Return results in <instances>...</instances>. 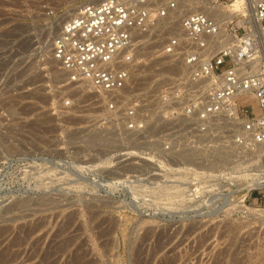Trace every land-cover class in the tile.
<instances>
[{
  "label": "rangeland",
  "instance_id": "1",
  "mask_svg": "<svg viewBox=\"0 0 264 264\" xmlns=\"http://www.w3.org/2000/svg\"><path fill=\"white\" fill-rule=\"evenodd\" d=\"M87 1L0 0V264H264V187H249L264 177V152L215 141L162 161L155 138L128 130L102 93L66 82L52 39ZM244 2L227 25L232 39L250 33L254 4ZM190 9L171 13L157 39L134 40L128 99L185 81L161 47ZM256 56L238 66L264 76ZM252 99L239 104L258 115Z\"/></svg>",
  "mask_w": 264,
  "mask_h": 264
},
{
  "label": "built area",
  "instance_id": "2",
  "mask_svg": "<svg viewBox=\"0 0 264 264\" xmlns=\"http://www.w3.org/2000/svg\"><path fill=\"white\" fill-rule=\"evenodd\" d=\"M183 1L81 3L54 36L52 56L66 73L68 84H82L102 93L105 107L110 114L119 113L117 117L128 130L154 137L148 143L162 161L183 158L186 152L215 141L233 150L264 146V76L246 74L238 66L251 57L253 46L239 53L240 60L226 49L209 56V37L219 32V24L206 14L184 15L177 32L165 38L161 47L163 55L176 58L187 70L177 90L163 91L152 99H128L123 93L130 89L136 64L134 40L138 35L157 39V30L162 24L167 28L169 15ZM253 4L264 45V0H253ZM242 96L253 98L261 113L240 105Z\"/></svg>",
  "mask_w": 264,
  "mask_h": 264
},
{
  "label": "bare ground",
  "instance_id": "3",
  "mask_svg": "<svg viewBox=\"0 0 264 264\" xmlns=\"http://www.w3.org/2000/svg\"><path fill=\"white\" fill-rule=\"evenodd\" d=\"M198 1H200V0H191V1L190 0H184L181 3V5H186V4L190 5L191 9H190V11L187 12V14L203 13V14H206V15L214 18L218 22L219 32L216 35L209 37L210 40L217 39L216 43L214 44L215 50L213 53L212 52L209 53V56H212L213 54L217 53L221 49H226V50L230 51L231 55L233 56V58L235 60H240L241 58H238L239 53L245 52L249 48V46H253V49L255 50V52L252 54L258 53V56L254 57V61L255 62H261L263 64V67H264V54H263V56H261L259 54L261 51L264 53V45H263V41L261 38V32H260L259 24L257 23V21L255 19L254 7H253V11L250 13V17L245 14L246 16L249 17V19L247 18L244 21V23L242 22L243 25L245 24L246 26H249L251 28L250 33L245 35V37H243L240 40L237 38L232 39L233 37H231L228 33L227 25L230 22L231 16H233L232 12L235 10L238 11L239 9L237 7H239L240 5H243L245 3L244 1H246V0H237L236 3L229 5V7H230L229 9H226L225 7H222L219 5L218 6L215 5L214 7H211V5L208 2L206 3L208 6H202L200 4H197ZM247 4H248V2H247ZM77 8L78 7L73 8L72 13L70 15H68L66 18H69L70 16H72L76 12ZM66 20L67 19L63 20L62 21L63 23L62 22L60 23V29ZM178 26H179V24L177 25V27ZM52 41H53V39H52ZM259 47L261 48V51L258 49ZM55 61L57 62V64H59L57 60H55ZM160 71H162V70H160ZM263 73H264V71H263ZM141 85H143V84H141ZM144 85H147V84H144ZM250 152L253 155H258L259 152L263 153L264 152V146H254V147H252ZM249 187L250 188L264 187V177H260L256 181L250 183Z\"/></svg>",
  "mask_w": 264,
  "mask_h": 264
}]
</instances>
